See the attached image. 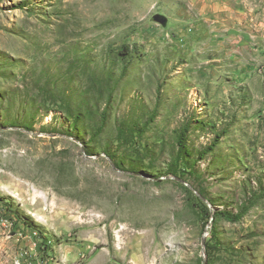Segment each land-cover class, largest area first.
<instances>
[{
    "label": "rangeland",
    "instance_id": "1",
    "mask_svg": "<svg viewBox=\"0 0 264 264\" xmlns=\"http://www.w3.org/2000/svg\"><path fill=\"white\" fill-rule=\"evenodd\" d=\"M205 261L264 264V0H0V264Z\"/></svg>",
    "mask_w": 264,
    "mask_h": 264
},
{
    "label": "trees",
    "instance_id": "2",
    "mask_svg": "<svg viewBox=\"0 0 264 264\" xmlns=\"http://www.w3.org/2000/svg\"><path fill=\"white\" fill-rule=\"evenodd\" d=\"M185 131H187V129H185ZM185 136H186V134L183 131L181 136H180V138H179V145L182 148L185 146V142H184V137ZM219 138H220V136H217V139L215 140V143L213 145H215L216 142L219 141ZM219 214L223 215L224 217H226L227 219H229L231 221H237L241 217L240 214H234V213H231L229 211H220Z\"/></svg>",
    "mask_w": 264,
    "mask_h": 264
},
{
    "label": "water",
    "instance_id": "3",
    "mask_svg": "<svg viewBox=\"0 0 264 264\" xmlns=\"http://www.w3.org/2000/svg\"><path fill=\"white\" fill-rule=\"evenodd\" d=\"M162 22L165 24L167 22L166 18L162 19ZM207 235V232L205 233L204 237H203V250H205V236ZM205 264H207V262L205 261Z\"/></svg>",
    "mask_w": 264,
    "mask_h": 264
},
{
    "label": "built area",
    "instance_id": "4",
    "mask_svg": "<svg viewBox=\"0 0 264 264\" xmlns=\"http://www.w3.org/2000/svg\"><path fill=\"white\" fill-rule=\"evenodd\" d=\"M26 261H27V257H26ZM16 262H18V260H16ZM40 264V263H39Z\"/></svg>",
    "mask_w": 264,
    "mask_h": 264
},
{
    "label": "bare ground",
    "instance_id": "5",
    "mask_svg": "<svg viewBox=\"0 0 264 264\" xmlns=\"http://www.w3.org/2000/svg\"><path fill=\"white\" fill-rule=\"evenodd\" d=\"M18 264H20V263H18Z\"/></svg>",
    "mask_w": 264,
    "mask_h": 264
}]
</instances>
